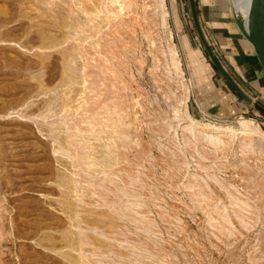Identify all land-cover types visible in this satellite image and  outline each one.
<instances>
[{
	"label": "rangeland",
	"instance_id": "1",
	"mask_svg": "<svg viewBox=\"0 0 264 264\" xmlns=\"http://www.w3.org/2000/svg\"><path fill=\"white\" fill-rule=\"evenodd\" d=\"M195 4L264 106L261 78L233 61L264 74L231 0ZM241 116L264 128L189 0H0V264H264V143L224 147L190 124Z\"/></svg>",
	"mask_w": 264,
	"mask_h": 264
},
{
	"label": "bare ground",
	"instance_id": "2",
	"mask_svg": "<svg viewBox=\"0 0 264 264\" xmlns=\"http://www.w3.org/2000/svg\"><path fill=\"white\" fill-rule=\"evenodd\" d=\"M249 1L250 0H231V7H232V11H233V16H234V12L243 16L244 18H246V15H247V11H248V7H249ZM161 2H163V0H161ZM224 2V1H223ZM163 9V8H162ZM166 9V8H165ZM163 9V14L162 16H168L167 14H169L167 12V9L165 10ZM162 12V11H161ZM165 19V18H164ZM163 20V19H162ZM165 22V21H164ZM167 26V25H166ZM169 29V28H168ZM75 30V29H74ZM171 30V29H170ZM78 34V33H77ZM244 36V35H243ZM245 37V36H244ZM246 38V37H245ZM247 39V38H246ZM247 41L251 44V42L247 39ZM252 45V44H251ZM168 50H169V55H170V64L167 63L168 65H171L175 72L179 74V78H180V82L182 83V90L183 91H187V84L185 83L184 81V76H183V73H181V65H180V62L178 60V56H177V52H176V48H175V44L174 43H171L169 42L168 43ZM167 50V49H166ZM164 52V51H163ZM168 61V59H167ZM169 68V67H168ZM167 68V69H168ZM171 68V67H170ZM166 69V70H167ZM169 70V69H168ZM172 70V69H171ZM170 70V71H171ZM172 78V77H171ZM83 79V78H82ZM81 80V79H80ZM86 80V79H85ZM93 84V83H92ZM84 85V84H83ZM171 92V91H170ZM89 103V102H88ZM120 105V104H119ZM113 111V110H112ZM112 114V113H111ZM97 115V114H96ZM101 115V114H99ZM92 117V116H91ZM83 118V116H82ZM95 119V118H94ZM189 119V118H188ZM194 122H197V124H200L201 126H203V129H202V135L205 137V136H209L210 138L212 137L213 139V136L215 135V139L219 140V142H222L221 144H224V147H227L229 145H227V143H230L231 139L235 138V137H238V139L240 140V145L242 147V149H252V143H254V139L255 137H257L256 139H260L259 141H262L264 143V128H262L260 126L259 123L255 122L253 119L251 118H248V117H245V116H241L239 118V123H240V126L235 128V127H231V126H228V127H224V126H218V125H215V124H207V123H202V122H199L198 120H195L194 118H190V124L191 123H194ZM113 123V122H112ZM209 123V122H208ZM115 124V123H114ZM118 124V123H117ZM196 124V123H195ZM113 125V124H112ZM111 125V126H112ZM116 125V124H115ZM187 125V124H186ZM97 126V125H96ZM95 126V127H96ZM107 126V125H106ZM108 127V126H107ZM186 127V126H184ZM189 127V125H188ZM197 127V125H196ZM101 128V127H100ZM192 128V127H191ZM102 129V128H101ZM112 129H115L114 132H119V134H121L122 132L119 131L117 128H112ZM197 129V128H196ZM216 131V130H224L225 133H224V137L221 138L219 137L218 135L216 134H213V132L211 133V131ZM190 131V129H189ZM106 132V131H105ZM121 132V133H120ZM124 132V131H123ZM192 132V131H191ZM198 132V131H197ZM223 132V131H222ZM125 133V132H124ZM217 133V132H216ZM94 134V132H93ZM123 134V133H122ZM194 134V133H193ZM223 134V133H222ZM128 135V134H127ZM201 135V134H200ZM101 136V135H100ZM102 137V136H101ZM109 137V136H108ZM120 137V136H118ZM125 137V136H124ZM126 138V137H125ZM203 139V137H201ZM201 139V140H202ZM207 139V138H206ZM210 139V140H212ZM110 140V139H109ZM108 140V141H109ZM204 140V139H203ZM115 141V140H114ZM113 141V142H114ZM136 141V139H135ZM209 141V140H208ZM214 140L212 141H209V143L213 142ZM235 141V139H234ZM253 141V142H252ZM215 142V141H214ZM213 142V143H214ZM219 142H217V146L219 144ZM208 143V142H207ZM216 143V142H215ZM233 143V142H231ZM261 143V142H260ZM111 145V143H108L106 144L105 146L107 147L108 145ZM225 144L227 146H225ZM116 145V144H115ZM114 145V146H115ZM137 145H139V143L137 142ZM232 145V144H231ZM254 145V144H253ZM129 146V145H128ZM212 146V145H211ZM214 146V145H213ZM216 144H215V147H217ZM257 146V145H256ZM222 148V146L220 147ZM108 149V147H107ZM260 149V148H259ZM221 150V149H220ZM108 155V154H107ZM106 155V156H107ZM109 158H111V155L109 154L107 156V159H104L102 162L107 166L108 164L107 163H110L108 160ZM99 159V158H98ZM115 159V158H114ZM108 161V162H107ZM110 165V164H109ZM118 176V175H117ZM116 177V176H115ZM119 177V176H118ZM122 180V179H121ZM102 182V181H101ZM129 184V183H128ZM115 186V185H114ZM102 187V186H101ZM117 189V188H116ZM119 189V188H118ZM111 191V190H110ZM96 194V193H95ZM117 197V196H116Z\"/></svg>",
	"mask_w": 264,
	"mask_h": 264
},
{
	"label": "water",
	"instance_id": "3",
	"mask_svg": "<svg viewBox=\"0 0 264 264\" xmlns=\"http://www.w3.org/2000/svg\"><path fill=\"white\" fill-rule=\"evenodd\" d=\"M189 4L197 33L213 64L242 97L248 101H252L253 104L264 114V106L247 95L219 62L202 31L195 0H189ZM234 19L242 35L251 42L254 52L264 70V0H250L246 18L234 12Z\"/></svg>",
	"mask_w": 264,
	"mask_h": 264
},
{
	"label": "crops",
	"instance_id": "4",
	"mask_svg": "<svg viewBox=\"0 0 264 264\" xmlns=\"http://www.w3.org/2000/svg\"><path fill=\"white\" fill-rule=\"evenodd\" d=\"M246 40H247V39H246ZM247 42H248V41H247ZM248 43H249V42H248ZM242 44H243L244 46H246V45L244 44L243 41H242ZM249 44H250V43H249ZM246 47H248V46H246ZM232 54H233V61L235 62L236 65L238 64V66H239L240 63H246V62H247V65H248V66H245V67L242 69V71H243V70H244V71H245V70L250 71V69H251V72L257 76V80H258V81H260V78H261L262 81H261L260 85L263 87V90H264V74L262 73L263 75H261V73L259 72L258 68L255 67L253 63L249 62V58L246 59V60H248V61H244V59H245V58H243L244 55H242V54H237V53H232ZM251 55H252V54H251ZM251 59H252V58H251ZM252 60H254V59H252ZM250 67H251V68H250ZM251 72H248L247 75H250ZM254 79H255V78H254ZM260 85H259V86H260ZM261 86H260V87H261ZM222 97H225V96L222 95Z\"/></svg>",
	"mask_w": 264,
	"mask_h": 264
},
{
	"label": "built area",
	"instance_id": "5",
	"mask_svg": "<svg viewBox=\"0 0 264 264\" xmlns=\"http://www.w3.org/2000/svg\"><path fill=\"white\" fill-rule=\"evenodd\" d=\"M262 124H264V121H261Z\"/></svg>",
	"mask_w": 264,
	"mask_h": 264
}]
</instances>
